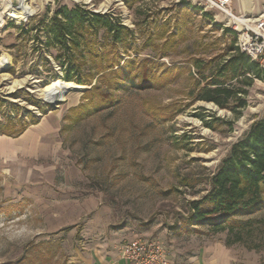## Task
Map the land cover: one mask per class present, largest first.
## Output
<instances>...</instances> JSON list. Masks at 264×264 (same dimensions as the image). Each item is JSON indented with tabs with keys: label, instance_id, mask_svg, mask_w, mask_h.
<instances>
[{
	"label": "rangeland",
	"instance_id": "obj_1",
	"mask_svg": "<svg viewBox=\"0 0 264 264\" xmlns=\"http://www.w3.org/2000/svg\"><path fill=\"white\" fill-rule=\"evenodd\" d=\"M7 1L0 0V60L7 64L0 63V126L8 124L4 115L9 111L30 110L60 128L32 153L0 159V264H79L98 243L124 245L137 236L179 249L210 246L224 264H264V250L227 246L226 233L173 229L187 216V201L206 193L209 176L264 112V83L259 81L239 117L214 102L194 100L195 60L211 61L225 53L233 40V33L224 30L233 29L229 18L206 8L203 0H21L33 9L28 17L21 11L11 15ZM76 4L119 17L134 31L131 56L122 63L130 57L154 59L158 74L185 64L182 75L165 85L123 93L118 106L81 122H75L70 109L82 103L88 89L62 94V101L43 113L27 97L48 103L40 90L59 79L51 80L47 71L37 74L34 66L45 69L48 58L60 75L64 71L57 64L58 51L43 48L45 36L20 27L33 28L60 7ZM2 99L17 102V111ZM161 112L176 115L162 123L157 120Z\"/></svg>",
	"mask_w": 264,
	"mask_h": 264
},
{
	"label": "trees",
	"instance_id": "obj_2",
	"mask_svg": "<svg viewBox=\"0 0 264 264\" xmlns=\"http://www.w3.org/2000/svg\"><path fill=\"white\" fill-rule=\"evenodd\" d=\"M125 1L131 4L134 0ZM20 28L24 33L37 30L36 37L46 38L43 48H55L58 51L56 60L64 75L59 74L48 58L43 59L45 69L40 70L38 63L35 64L34 71L37 74L47 71L51 74V80L59 79L57 81L61 84L75 82L92 85L96 80V84L85 92L82 103L70 109L75 112V122L118 106L123 93L175 81L186 68L185 64H176L165 67L158 74L154 59L138 61L137 57H130L122 63L124 57L131 56L130 39L134 31L123 24L119 17L95 12L80 4L71 8L60 7L51 18L45 16L33 28H28L26 24ZM224 30L233 33V40L225 53L218 54L211 61L195 60L198 77L191 72L197 87L194 100L214 102L221 108L231 109L239 117L242 109L248 105L250 88L257 79L264 81V67L259 60L252 59L240 50L237 31L229 27ZM208 68L209 72L206 73ZM48 83L50 79L45 81V85ZM14 96L19 97V93ZM27 98L45 114L55 108L35 97ZM1 101L14 111L19 107L17 102ZM175 115L176 112H161L157 120L168 122ZM4 117L8 124L0 126V135L14 137L23 134L41 119L30 110L16 115H11L9 111ZM17 117L18 121L13 123ZM24 117H30L31 120L25 121ZM67 117L70 118V115ZM203 119L207 126L214 127L212 121H206L205 117ZM214 120L228 123L221 118ZM208 179L206 193L198 199L187 201V216L181 224L175 223L173 229L178 226V230L184 228L206 235L226 233L227 246L242 244L248 249L264 250V112L232 144L228 154ZM185 180L184 185H189L190 179ZM171 191H166V194ZM203 226L206 229H201Z\"/></svg>",
	"mask_w": 264,
	"mask_h": 264
},
{
	"label": "crops",
	"instance_id": "obj_3",
	"mask_svg": "<svg viewBox=\"0 0 264 264\" xmlns=\"http://www.w3.org/2000/svg\"><path fill=\"white\" fill-rule=\"evenodd\" d=\"M232 8L236 14L256 17L264 14V0H233ZM259 61L264 67V57ZM256 81L264 83L259 79ZM59 128V123H51L48 117H45L17 138L0 136V159L32 153L41 143L42 138L55 134ZM122 247L123 245H114L110 241L98 243L94 248H90L79 264H131L122 257ZM166 248L169 251L171 264H224L220 262L218 254L212 255L214 248L210 246L199 245L195 249H179L169 245Z\"/></svg>",
	"mask_w": 264,
	"mask_h": 264
},
{
	"label": "built area",
	"instance_id": "obj_4",
	"mask_svg": "<svg viewBox=\"0 0 264 264\" xmlns=\"http://www.w3.org/2000/svg\"><path fill=\"white\" fill-rule=\"evenodd\" d=\"M205 7L217 9L229 18L232 28L238 32V46L252 59L260 60L264 57V14L256 17L237 15L233 11V0H203ZM245 19L238 22V18ZM122 257L131 264H171L169 251L161 242L146 238L135 237L127 241L122 247Z\"/></svg>",
	"mask_w": 264,
	"mask_h": 264
},
{
	"label": "bare ground",
	"instance_id": "obj_5",
	"mask_svg": "<svg viewBox=\"0 0 264 264\" xmlns=\"http://www.w3.org/2000/svg\"><path fill=\"white\" fill-rule=\"evenodd\" d=\"M7 5L11 8V10L9 12L11 15L15 14L18 11H21L24 13L25 17H28L33 12V9L31 7H29L28 5H26V3L21 1V0H8ZM236 20L238 22H242L245 19L239 17ZM0 63L2 65L6 64L5 58H2L0 60ZM83 90H84V87L82 85H79V84L74 83V82H70L67 84H61L59 82H53L49 87H46L45 89H43V91H44L43 95L46 96V98L48 100L56 102V101H58L59 97L62 94L64 95V93L81 92ZM209 105H211V103H209Z\"/></svg>",
	"mask_w": 264,
	"mask_h": 264
},
{
	"label": "water",
	"instance_id": "obj_6",
	"mask_svg": "<svg viewBox=\"0 0 264 264\" xmlns=\"http://www.w3.org/2000/svg\"><path fill=\"white\" fill-rule=\"evenodd\" d=\"M82 86H83V85H82ZM21 87H23V86H21ZM21 87H20V88H21ZM83 87H84V90L91 88V86H90V87L83 86ZM40 92H41L42 94L44 93L43 90H40ZM44 100L47 101V102L50 103V104H55V103H57V102H59V101H62V100L59 99L58 101L54 102V101L48 100V99L46 98V96H44Z\"/></svg>",
	"mask_w": 264,
	"mask_h": 264
}]
</instances>
